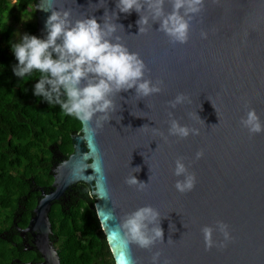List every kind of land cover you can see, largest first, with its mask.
I'll return each mask as SVG.
<instances>
[{
    "label": "water",
    "instance_id": "water-1",
    "mask_svg": "<svg viewBox=\"0 0 264 264\" xmlns=\"http://www.w3.org/2000/svg\"><path fill=\"white\" fill-rule=\"evenodd\" d=\"M116 2L37 0V30L46 37L52 11H69L73 20L95 17L98 23L105 11H116L114 22L124 29H117L116 35L139 54L147 78L163 82L162 92L144 99L135 97L134 89L121 92L115 97L116 111L95 135L80 122L72 153L53 169L50 190L40 189L27 229L37 228L46 239L51 204L82 182L94 197L114 264H152L156 251L161 252L160 264H264V133L249 137L239 123L248 108L264 123V0H205L184 45L170 44L157 31L158 23L146 35H137L139 15L119 13ZM164 11H171L167 0ZM202 30L208 32L207 40L200 38ZM180 93L188 100L169 108L168 102ZM169 112L200 134L183 140L168 136ZM151 128L159 129L167 141ZM199 150L204 157L195 160ZM178 157L196 176L194 189L183 195L175 190L172 174ZM136 167L140 171L133 173ZM132 174L148 183L145 191L124 183ZM149 205L162 218L164 243L151 251L122 247V234L113 239L118 224L126 214ZM216 221L229 226L233 241L224 249L205 251L200 229ZM169 238L175 243L167 244ZM213 240L222 237L214 232Z\"/></svg>",
    "mask_w": 264,
    "mask_h": 264
},
{
    "label": "clouds",
    "instance_id": "clouds-1",
    "mask_svg": "<svg viewBox=\"0 0 264 264\" xmlns=\"http://www.w3.org/2000/svg\"><path fill=\"white\" fill-rule=\"evenodd\" d=\"M165 3L166 0H117L115 7L119 13L134 11L139 15L137 35H146L152 25L158 23L157 31L163 33L170 44L184 45L189 40L193 19L204 11L205 0H167L171 5L168 13L164 11ZM116 19V11L111 15L105 11L101 23L95 17L73 20L69 11H52L45 23L47 35L44 39L25 34L11 48L17 60L13 74L22 80L33 71L39 72L41 75L33 94L50 105H58L67 116L88 126L87 131L92 135L109 122L116 111L115 97L121 92L134 89L135 97L140 99L162 92L163 82L147 78L148 69L139 54L131 52L122 37L116 35L117 29L124 30L114 22ZM200 38L207 40L208 32L202 30ZM187 100L188 97L180 93L168 102V107L174 110ZM168 117V136L183 140L189 135L200 134L197 128L181 125L172 112ZM239 123L249 137L264 133V123L254 109L248 108ZM151 129L154 135L167 141L159 129ZM203 157L202 150L195 153V160ZM139 171V167L133 168V173ZM172 174L177 178L174 188L178 193L183 195L194 189L196 176L189 171L183 157L174 161ZM124 183L138 192L148 187V183L138 181L133 174L126 177ZM161 219L152 206L140 207L122 218L113 239L122 234V247L135 245L151 251L157 244L164 243ZM200 231L205 251L213 247L224 249L233 241L229 226L222 221H216L214 226H203ZM214 232H218L222 240L214 241ZM174 243L171 238L167 241V244ZM160 258V251L153 252L152 264H160ZM163 264H170V261L164 260Z\"/></svg>",
    "mask_w": 264,
    "mask_h": 264
},
{
    "label": "trees",
    "instance_id": "trees-1",
    "mask_svg": "<svg viewBox=\"0 0 264 264\" xmlns=\"http://www.w3.org/2000/svg\"><path fill=\"white\" fill-rule=\"evenodd\" d=\"M37 0H0V220L14 217L24 203L26 224L34 206L47 193L53 169L72 153V137L81 124L58 105L48 104L33 94L40 73L24 79L13 74L17 60L11 51L15 25ZM44 39L36 20L24 23V35ZM54 58V57H53ZM65 206L57 203L48 214L51 228L62 236V259L71 264H93L91 257L110 256L105 236L94 210V197L87 184L78 182L66 192ZM20 206V207H19ZM1 247V246H0ZM3 249V248H2Z\"/></svg>",
    "mask_w": 264,
    "mask_h": 264
},
{
    "label": "flooded vegetation",
    "instance_id": "flooded-vegetation-1",
    "mask_svg": "<svg viewBox=\"0 0 264 264\" xmlns=\"http://www.w3.org/2000/svg\"><path fill=\"white\" fill-rule=\"evenodd\" d=\"M74 186H71L66 192H70ZM66 192L60 200L53 202L51 207L56 203L58 206L67 205L64 200ZM34 208L26 224H23L24 203L9 221L3 222L0 220V264H67L61 255L63 238L55 234L50 223V232L47 234L46 239L42 238L41 232L37 228L34 230L27 229L31 218L34 216ZM49 247L52 248L53 254ZM82 254H85L84 257H91L92 259L89 261L93 264H114L112 255L106 257L96 256V259H93L95 252H82ZM71 263L68 262V264Z\"/></svg>",
    "mask_w": 264,
    "mask_h": 264
},
{
    "label": "rangeland",
    "instance_id": "rangeland-1",
    "mask_svg": "<svg viewBox=\"0 0 264 264\" xmlns=\"http://www.w3.org/2000/svg\"><path fill=\"white\" fill-rule=\"evenodd\" d=\"M11 3H14L15 0H10ZM36 20L35 12H28L25 16L22 17L21 22L17 23L14 28V41L16 43L20 42V38L24 35V23L28 21Z\"/></svg>",
    "mask_w": 264,
    "mask_h": 264
},
{
    "label": "snow or ice",
    "instance_id": "snow-or-ice-1",
    "mask_svg": "<svg viewBox=\"0 0 264 264\" xmlns=\"http://www.w3.org/2000/svg\"><path fill=\"white\" fill-rule=\"evenodd\" d=\"M121 259H123V256H121Z\"/></svg>",
    "mask_w": 264,
    "mask_h": 264
}]
</instances>
